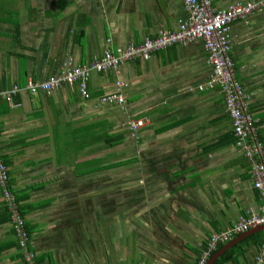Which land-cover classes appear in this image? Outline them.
<instances>
[{
    "label": "crops",
    "instance_id": "crops-1",
    "mask_svg": "<svg viewBox=\"0 0 264 264\" xmlns=\"http://www.w3.org/2000/svg\"><path fill=\"white\" fill-rule=\"evenodd\" d=\"M187 15L183 0H0V89H20L0 100V154L38 264H198L213 235L259 212L224 92L199 88L212 71L201 39L127 61L118 76L93 72L88 99L75 83L28 89L69 56L85 64L177 31ZM230 56L264 145V10L232 23ZM118 78L124 109L100 102ZM141 116L133 137L127 121ZM123 131L130 158L110 162L129 159L130 180L101 197V135ZM260 245L244 242L227 264H253ZM0 264H26L1 188Z\"/></svg>",
    "mask_w": 264,
    "mask_h": 264
},
{
    "label": "built area",
    "instance_id": "built-area-1",
    "mask_svg": "<svg viewBox=\"0 0 264 264\" xmlns=\"http://www.w3.org/2000/svg\"><path fill=\"white\" fill-rule=\"evenodd\" d=\"M183 2L188 15L186 20L180 21L177 31L163 30L156 37L147 38L142 43H131L118 47L115 51L107 49L102 56L81 65L75 64L73 57L69 56L64 60L59 71L43 81H30L28 89L31 93L41 90L50 94L64 83H75L81 95L88 99L91 98L89 82L93 72H113L118 76L121 64L127 61L138 58L148 59L152 53L160 49L201 39L207 50L212 71L207 81L199 88L204 90L219 85L224 92L225 105L233 123L236 146L249 160L253 186L259 191L260 199L257 214L240 216L231 227L210 238L207 249L198 262V264H206L220 243H227L235 236L254 228L264 227V145L258 137L253 117L247 112V95L236 77L235 65L230 56L232 23L238 19H247L258 10H264V0L234 2L222 9L213 8L211 0H183ZM115 87V91L100 97V102L124 109L126 95L123 90L127 87V83L118 78ZM19 90L17 85L11 90L0 89V100H12L13 95ZM148 122L146 116L130 118L127 121L130 134L135 137ZM0 188L23 259L26 264H38L36 252L30 247V235L26 229L25 219L9 186V174L1 154ZM253 264H264V235Z\"/></svg>",
    "mask_w": 264,
    "mask_h": 264
},
{
    "label": "rangeland",
    "instance_id": "rangeland-1",
    "mask_svg": "<svg viewBox=\"0 0 264 264\" xmlns=\"http://www.w3.org/2000/svg\"><path fill=\"white\" fill-rule=\"evenodd\" d=\"M131 146L129 144V141H125L123 144L105 148L101 147V159L103 162H110L113 160H120L124 158H130V149ZM142 165V161L138 164V169H140ZM130 164H126V166H121L109 170H103L101 171V197L103 196H114L119 195V188L116 193H114V187L118 185L119 182L128 181L130 180ZM117 190V189H116ZM124 190V189H123ZM140 256L137 255L136 258H139Z\"/></svg>",
    "mask_w": 264,
    "mask_h": 264
},
{
    "label": "trees",
    "instance_id": "trees-1",
    "mask_svg": "<svg viewBox=\"0 0 264 264\" xmlns=\"http://www.w3.org/2000/svg\"><path fill=\"white\" fill-rule=\"evenodd\" d=\"M126 136L127 135H126L125 131H123L122 133H119V134H114V133H111V132H107L106 134L101 135L102 146L107 148V147H113V146H117L119 144H122V143H124V141L126 139ZM128 163H129V159L128 160L118 161L117 163H113V162L105 163V162L101 161V170L112 169V168H114L116 166L126 165ZM250 239H254V241H256V243L260 244L262 242V239H263V233L258 232V233L250 235L249 237H247V239H244L243 241H241L236 246H234V247L228 249L226 252H224L219 258H217L215 260V262L213 264H227L230 261H234L235 260V256L237 254V250H238V248H240L239 246H241L244 242H247ZM224 244L225 243H220L218 245L217 249L215 251H213V253L209 257V259L217 251H219L224 246ZM18 245H19V243H18Z\"/></svg>",
    "mask_w": 264,
    "mask_h": 264
},
{
    "label": "water",
    "instance_id": "water-1",
    "mask_svg": "<svg viewBox=\"0 0 264 264\" xmlns=\"http://www.w3.org/2000/svg\"><path fill=\"white\" fill-rule=\"evenodd\" d=\"M264 227H257V228H254L246 233H243L240 237H238V239H236L235 241L231 242V243H227L223 248H221L218 252H216L210 259H208L207 263L206 264H213L215 262V260L217 258L220 257V255L225 251L227 250L233 243H235L237 240H240L254 232H257V231H260V230H263Z\"/></svg>",
    "mask_w": 264,
    "mask_h": 264
}]
</instances>
